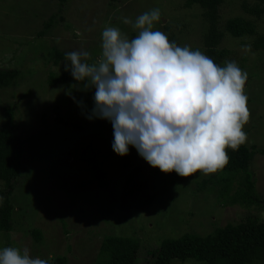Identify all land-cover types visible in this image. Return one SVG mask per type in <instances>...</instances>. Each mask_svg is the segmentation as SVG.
<instances>
[{
    "label": "rangeland",
    "instance_id": "obj_1",
    "mask_svg": "<svg viewBox=\"0 0 264 264\" xmlns=\"http://www.w3.org/2000/svg\"><path fill=\"white\" fill-rule=\"evenodd\" d=\"M184 2L65 0L58 4V0H0V69L17 72L11 84L0 89V124L4 107L10 106L14 132L26 139L20 171L8 196L12 227L7 233L0 232V251L26 246L33 258L63 257L66 264H94L103 258L99 246L104 237L129 236L138 241L134 264H150L149 253L164 238L184 233L204 236L226 224L243 222L246 217L264 223V155L257 152L264 149V51L246 49L253 37L237 39L224 34L218 47L228 51L221 67L225 61H235L248 74L244 94L250 116L243 131L247 136L244 144L257 152L247 168L251 194L259 200L255 205L235 197L234 193L243 190L237 184L223 199L218 196L219 187L213 184L197 189L201 180L219 177V171L208 175L197 172L191 177H181L174 171L163 173L131 146L127 156H118L112 148L111 123L87 118L94 107L95 89L85 90L83 83L73 78L64 85L46 84L49 74L67 72V52L84 49L90 53L88 63L98 62L106 27L119 28L129 39L135 38L139 34L133 27L136 18L152 9L161 13L154 30L165 33L178 46L203 53L205 23L201 10L196 5L184 7ZM242 2L252 5L255 0L221 1L218 28L221 30L225 20L239 17L252 21L258 34L264 33V17L253 19L244 14ZM125 17L132 23L124 24ZM53 51L63 54L56 64ZM72 97L83 101V106ZM54 110L67 126L55 121ZM84 149L115 193L124 176L139 167L134 176L147 182L152 195L148 211L119 213L107 192L95 184L88 164L80 160ZM235 179L238 182V177ZM100 212L107 213L105 221ZM32 229L40 232V242L32 240Z\"/></svg>",
    "mask_w": 264,
    "mask_h": 264
},
{
    "label": "clouds",
    "instance_id": "obj_2",
    "mask_svg": "<svg viewBox=\"0 0 264 264\" xmlns=\"http://www.w3.org/2000/svg\"><path fill=\"white\" fill-rule=\"evenodd\" d=\"M160 15L159 9L139 15L133 25L139 34L132 39L119 28L106 27L98 62L88 63L90 53L84 49L71 51L65 54L64 70L85 90L95 89L87 118L111 123L112 148L118 156H127L131 146L163 173H215L228 163L227 149L235 150L247 140L248 74L235 61L221 67L199 50L170 42L165 33L154 30ZM123 23L132 21L125 17ZM0 264L48 260L33 258L26 246L5 247Z\"/></svg>",
    "mask_w": 264,
    "mask_h": 264
},
{
    "label": "trees",
    "instance_id": "obj_3",
    "mask_svg": "<svg viewBox=\"0 0 264 264\" xmlns=\"http://www.w3.org/2000/svg\"><path fill=\"white\" fill-rule=\"evenodd\" d=\"M65 0H58V4ZM222 0H185L184 7L196 5L201 10V18L205 23L202 35L203 54L210 57L220 66L223 59L228 55L226 49H220L219 43L224 34L231 38L253 37L249 46L251 50L264 51V33L258 34L252 21L234 17L224 21L221 30L218 28V6ZM241 11L258 19L264 17V0H255L252 5L244 2L240 5ZM171 42V41H170ZM53 63L63 58V54L53 51ZM15 70L0 69V89L7 88L15 79ZM68 72L59 75L49 74L46 84L54 87L57 84H67L72 80ZM3 122L0 124V232L7 233L11 230V205L8 196L12 192L13 182L18 177L21 167L22 147L26 139H20L15 134L13 121V109L6 106L3 109ZM55 121L67 126L56 110ZM73 126V125H72ZM76 127V126H74ZM87 150V149H86ZM264 155V149L257 150ZM254 147H247L244 143L237 149H227L228 163L220 170L219 177L211 176L203 179L197 185L202 190L207 184L219 187L220 198H226L231 188L239 185L243 190H236L235 197L243 203L255 205L259 200L251 194L252 180L247 173V168L255 153ZM80 160L87 163L90 175L95 184L104 189L115 209L122 214L131 211L147 212L152 195L145 180L135 178L139 167L133 168L127 173L119 184L118 192L108 186L104 180V173L99 169L93 158L86 155L85 149L81 151ZM126 162V161H125ZM238 177V182L235 178ZM235 185L233 186V183ZM237 184V185H236ZM101 214V220L105 221L107 213ZM32 240L40 242L41 234L38 230L30 232ZM138 250V241L129 236H107L101 240L99 255L102 260L94 264H134ZM150 264H179L193 261L198 264H264V223L256 218L246 217L243 222L235 225L226 224L215 228L211 233L199 236L184 233L177 238H164L158 246L149 253ZM47 260V259H46ZM48 264H66L63 257H55L48 260Z\"/></svg>",
    "mask_w": 264,
    "mask_h": 264
}]
</instances>
